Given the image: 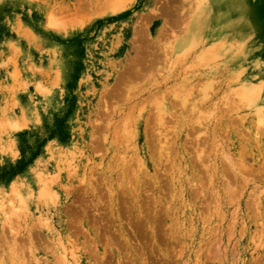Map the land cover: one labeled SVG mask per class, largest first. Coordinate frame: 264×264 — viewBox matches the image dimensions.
<instances>
[{
	"label": "rangeland",
	"instance_id": "1",
	"mask_svg": "<svg viewBox=\"0 0 264 264\" xmlns=\"http://www.w3.org/2000/svg\"><path fill=\"white\" fill-rule=\"evenodd\" d=\"M0 264H264V0H0Z\"/></svg>",
	"mask_w": 264,
	"mask_h": 264
},
{
	"label": "bare ground",
	"instance_id": "2",
	"mask_svg": "<svg viewBox=\"0 0 264 264\" xmlns=\"http://www.w3.org/2000/svg\"><path fill=\"white\" fill-rule=\"evenodd\" d=\"M218 6H219V5H218ZM218 9H219V7H218ZM235 21L240 22V21H239V18H238V20H235ZM241 23H242V22H241ZM154 57H155V56H154ZM139 61H140V60H139ZM139 61L137 60L138 63H139ZM141 61H143V60H141ZM134 62H135V61H134ZM147 71H148V68H147ZM147 71H146V72H147ZM146 72H145V73H146ZM142 74H143V73H142ZM144 76H145V75H144ZM133 195H134V194H133ZM133 198H134V196H133Z\"/></svg>",
	"mask_w": 264,
	"mask_h": 264
}]
</instances>
